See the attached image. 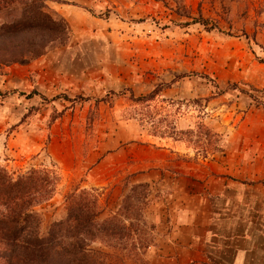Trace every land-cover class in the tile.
I'll return each instance as SVG.
<instances>
[{
	"label": "rangeland",
	"instance_id": "374dc122",
	"mask_svg": "<svg viewBox=\"0 0 264 264\" xmlns=\"http://www.w3.org/2000/svg\"><path fill=\"white\" fill-rule=\"evenodd\" d=\"M45 4L57 42L0 64V168L57 176L41 231L75 187L103 202L147 183L153 227L196 209L203 256L264 264V0Z\"/></svg>",
	"mask_w": 264,
	"mask_h": 264
},
{
	"label": "trees",
	"instance_id": "16d2710c",
	"mask_svg": "<svg viewBox=\"0 0 264 264\" xmlns=\"http://www.w3.org/2000/svg\"><path fill=\"white\" fill-rule=\"evenodd\" d=\"M13 5L19 17L0 24L3 65L38 57L60 32L45 0H0L2 11ZM195 21L205 24L201 18ZM56 183L55 173L45 168L15 177L0 168V264L140 263L153 244V226L144 214L147 183L129 185L115 205L107 197L101 202V193L93 188L75 187L64 196L65 215L41 231V216L33 207L52 196ZM94 242L99 246L92 248Z\"/></svg>",
	"mask_w": 264,
	"mask_h": 264
},
{
	"label": "crops",
	"instance_id": "0c3cea01",
	"mask_svg": "<svg viewBox=\"0 0 264 264\" xmlns=\"http://www.w3.org/2000/svg\"><path fill=\"white\" fill-rule=\"evenodd\" d=\"M108 202L112 205L117 203L118 198L112 194L107 196ZM101 200V199H100ZM115 202V203H113ZM193 209L191 211L182 210V213L186 216L177 215L176 219L169 220L165 223H170V227L167 226L166 230L157 225L153 227V244L143 252L141 255L142 260L140 263H133L126 260L127 264H217L212 262L211 258L203 256L198 247V242L204 238V230L199 232V227L196 219H194ZM147 221L150 223V219L155 223L159 222L160 214L148 212V206L146 205L144 211ZM176 214H181L180 212ZM173 215H169L168 218H172ZM150 218V219H149ZM182 218V220H180ZM193 220V221H192ZM166 226V224H165ZM169 227V229H168ZM149 254H151L152 260L149 261ZM239 253H236L230 264H244V257ZM148 260V261H147Z\"/></svg>",
	"mask_w": 264,
	"mask_h": 264
}]
</instances>
